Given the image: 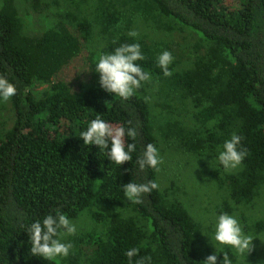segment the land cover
I'll list each match as a JSON object with an SVG mask.
<instances>
[{
  "label": "trees",
  "instance_id": "1",
  "mask_svg": "<svg viewBox=\"0 0 264 264\" xmlns=\"http://www.w3.org/2000/svg\"><path fill=\"white\" fill-rule=\"evenodd\" d=\"M42 1L56 11L32 34L34 18L27 26L15 0H0V75L17 89L12 128L4 131L0 122V264H129L130 248L138 249L132 264H199L214 254L208 241L214 230L203 233L199 219L173 197L182 191L176 184L163 190L161 165L169 164L173 148L196 158L191 169L218 183L224 204H232L226 213L238 220L239 206L264 187V0ZM132 43L141 46L138 63L149 79L125 101L101 89L94 64ZM165 50L173 56L169 77L157 66ZM84 55L90 72L83 81L69 69ZM155 97L164 101L157 113L149 105ZM98 114L113 127L137 131L134 140L125 137L137 151L121 169L79 138ZM233 133L247 155L237 169L217 170L207 157L218 155ZM148 143L161 163L137 174L133 165ZM132 181H153L158 189L131 203L123 184ZM57 212L70 221L87 213L95 234L64 260L31 256L27 227ZM262 225L256 221L251 230L258 235ZM217 254L242 264L227 248Z\"/></svg>",
  "mask_w": 264,
  "mask_h": 264
},
{
  "label": "clouds",
  "instance_id": "2",
  "mask_svg": "<svg viewBox=\"0 0 264 264\" xmlns=\"http://www.w3.org/2000/svg\"><path fill=\"white\" fill-rule=\"evenodd\" d=\"M135 38L138 33L129 34ZM144 56L139 43L122 44L114 48L111 52L97 57L94 64L95 72L99 76L101 89L112 97H119L122 100H128L134 92L141 87V83L149 79L139 61H143ZM173 62L171 52L165 50L157 58V66L163 72L165 77L172 75L169 69ZM17 94L16 86L6 77L0 75V103L10 101ZM130 124V122H129ZM133 140L137 136L134 127L129 126L113 127L101 115L91 120L85 130L80 131L79 138L84 146L91 150V146H97L100 152L105 154L106 160L110 165L118 166L120 169L126 162L133 161V154L137 151L135 143H125V137ZM242 137L233 133L229 139H226L215 155L213 161L217 162V168L224 171H231L240 167L247 155L243 149ZM161 163L157 147L148 143L144 146L142 153L135 160L137 174L146 169H157ZM158 189V184L153 181L147 183L130 182L123 184L124 195L127 201L139 203L145 194ZM77 231L76 226L70 221L66 214L57 212V214H48L43 219H36L30 223L26 231L29 236L30 254L34 257H40L45 261H56L59 258H66L72 248L71 243L63 241V236L74 235ZM208 237V236H206ZM210 238L211 247L214 254L209 255L199 264H232L228 255L217 254V248H227L237 256H246L253 248V241L259 237L245 234L240 221L226 212L217 216L214 231ZM138 254V249L130 248L125 255L132 264L133 258ZM135 264H143L142 259L136 260Z\"/></svg>",
  "mask_w": 264,
  "mask_h": 264
},
{
  "label": "rangeland",
  "instance_id": "3",
  "mask_svg": "<svg viewBox=\"0 0 264 264\" xmlns=\"http://www.w3.org/2000/svg\"><path fill=\"white\" fill-rule=\"evenodd\" d=\"M15 3L21 16L26 19L27 26L31 24L30 17L34 18L35 22L30 27L31 30H33L32 34L40 33L44 20L56 11L55 8L51 7L52 4L42 0H15ZM89 14L91 16L92 13ZM174 39L179 43V46L183 44V40L181 38L176 37ZM184 42L186 44V41ZM190 44L193 45L194 41L190 40ZM179 46L174 50L178 51ZM195 53L196 50L194 47H190L189 55L195 56ZM89 72L90 64L89 61L86 60V55H84L82 62H75L69 69L71 77L80 74L83 76V81L88 78ZM40 87L42 88V86ZM160 103H164V101L159 97H155L149 102L153 112L157 113L160 111ZM0 122L4 131L12 128L14 124V112L10 101L0 103ZM171 153L172 154L167 156L169 164L164 163L161 165V186L164 191L172 190L173 184H176L177 187L181 188L182 191H180V194L173 197L179 198L194 215V217L199 219L202 223L203 233H211V230H214V224L217 216L226 212V206L231 207L232 204H224L223 201L226 198L225 193L220 189V187L218 188V183L210 179L209 174H207V176L204 175L203 169H195V171L191 169L190 163H192L196 158L192 156L189 157L184 153H177L174 148ZM213 158V156L207 157L209 161H212ZM215 164H217V162L213 161L211 165ZM239 208L240 212L243 213V218L239 217V221L245 234L252 235L253 237H259L261 240H264V232H260L264 231L263 225L259 227L258 235L251 230V228H255L254 224L256 221L264 223V187L260 190L259 195L252 203L240 205ZM71 222L77 228L76 233L74 235L63 236L64 242L71 243V249L74 248L75 244H78L80 245L79 247H81L84 245V242L90 241V235L95 234L97 230L95 222L87 213L83 214L76 220H72ZM238 257L242 259V264H264V243H262L259 239L254 240L253 248L247 257ZM62 259L64 260L66 258H59V260Z\"/></svg>",
  "mask_w": 264,
  "mask_h": 264
}]
</instances>
